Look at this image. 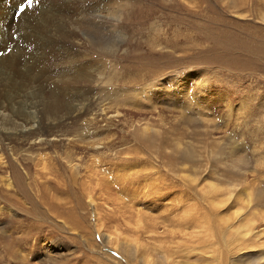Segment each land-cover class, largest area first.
<instances>
[{
  "label": "rangeland",
  "instance_id": "374dc122",
  "mask_svg": "<svg viewBox=\"0 0 264 264\" xmlns=\"http://www.w3.org/2000/svg\"><path fill=\"white\" fill-rule=\"evenodd\" d=\"M33 1L37 6L16 19L22 0H0V59L19 62L29 37L19 29L23 16L40 19L50 11L44 0ZM105 1L96 0V10L131 6L119 25L116 18L110 25L122 35L117 55L105 61L104 51L75 41L63 61L51 52L50 72L61 77L86 63L106 66L104 79L93 75L87 96L121 107L110 129L114 141L106 154L86 152L93 163L78 171L66 163L72 151L59 142L28 149V192L11 197L12 213L1 209L9 207L0 198V264H264V0ZM107 80L101 95L99 84ZM27 92L16 91L5 105L35 115ZM0 144L25 176L22 157L14 156L21 151L1 133ZM104 162L110 172L100 169ZM118 173L127 178L123 186L112 179ZM91 195L103 209L101 221ZM80 199L76 225L70 209ZM38 207L53 215L45 208L47 218L32 217Z\"/></svg>",
  "mask_w": 264,
  "mask_h": 264
},
{
  "label": "bare ground",
  "instance_id": "6f19581e",
  "mask_svg": "<svg viewBox=\"0 0 264 264\" xmlns=\"http://www.w3.org/2000/svg\"><path fill=\"white\" fill-rule=\"evenodd\" d=\"M95 1L96 0H53V2L49 4V0H44V2L41 3L44 6L50 5V11H48V7L47 12L41 16L40 19L38 18L37 13H32L33 15L28 17V19L25 18L26 16H23L25 20L20 21V28L17 26L20 29V32L24 31L29 35V37L27 36L28 43L25 45L26 50L21 48L23 45L20 49L18 48L19 52L24 54L23 56L19 54L22 59H20L19 62H15L18 58L13 60V58L9 55L3 56L0 59V133L5 141L12 144L17 150L21 151L20 154L14 156L18 161H20L18 155L22 157L20 165L23 172H25V176H23L20 173L22 171H18L16 167L11 164V160L8 159L5 149L0 144V173L3 174L2 178H0V185L5 192V197L0 196V198L5 201L3 203H6L7 207H9L6 208L4 206L3 208H0L4 210L8 209V212L11 211L10 213L13 212L10 208V204L12 203L11 197L19 192L22 194H26L28 192L26 187L28 172L23 163L27 161L28 149H32L35 146H38V148L41 149L42 144L44 143L46 145L48 141L59 142L61 145L68 146L67 149L72 151L70 154L73 155H71V157L70 155H67V161H65L70 167H72V169L78 171L82 167L88 169L93 163V160L90 157L93 158L94 156L91 154H85L86 152L101 149V155H103L105 150L110 149L109 147L114 141V133H112L110 129L114 126V124H117L115 122H117L122 116V112L120 111L121 107H107L104 103L105 101H102L103 104L100 106L101 102L98 103V100H90L89 96H87V92H92V89L94 88L93 75L103 74L102 70L105 69L106 71V66L104 65L102 69L98 70L95 69L94 66L87 65L86 63L85 66L81 68L78 67V70H74L61 77L57 75L59 74L57 72L55 77L52 76L53 74L50 72V63L52 62V60H50L51 52L54 54L55 59L53 60L62 58L63 61L70 55V49L74 47L75 41L82 42L83 44L91 47V50L89 48L90 52L104 51L103 53H105V55L103 58L105 61V58L114 56L117 51H119L122 43V35L119 31L111 30L110 25L112 24V20H114L113 18H116L119 21L117 25L121 23L120 19L123 17L124 7L126 9L127 6H130V3L129 5L126 3H115L111 4V6H103L102 9L96 10L95 7L97 4L94 6ZM55 2V7L58 5L57 10L52 7ZM34 3L35 2L33 1V5L35 6L36 4ZM100 13L108 15L106 16L107 20L102 18ZM78 16V20L73 18ZM4 47L1 48L3 49ZM32 48H34L33 51H31ZM77 58H80V56ZM105 61L103 62L105 63ZM22 68H25L23 73L21 72ZM89 69H94V72H91ZM6 70H10L11 74L9 72H4ZM58 71H60V69ZM38 73L40 76L37 75ZM16 74L18 76H16ZM102 79H104V74L101 77V80ZM106 82H108V80L105 82L101 81L99 84V86L103 85L100 89L102 90L101 95L103 92H107ZM26 90H29V93L27 92L28 95H25V100L28 105H30L29 102L32 100V104L29 109L35 108V115H29L26 112L19 111L20 109L15 111L11 104H7L8 106L5 105L6 102H8L14 94H16V91L19 94L23 92L22 94L24 95V91ZM120 97H123V95H120ZM39 100H41L44 104L42 109L39 108ZM36 118L37 120H35ZM81 122H86L82 128H80L81 126H78V123L80 124ZM70 124L77 125L78 128L73 131L71 129L69 130L68 126ZM53 146L55 148L58 147L57 145ZM95 157L96 160L94 159V161L99 163V157L97 158L96 154ZM61 159L62 157L59 160ZM101 167L103 168H99L103 169L102 172L110 170L107 168L106 164ZM122 169H124L123 172L126 173L128 170L129 173L131 168L129 169V167L125 166L122 167ZM110 174L111 173L105 175L110 177ZM119 176L120 175L118 173L117 179H115V177L112 178L118 181V183L114 181V184L116 185H122L121 183H124L125 179H127L126 177H123L124 175L122 176V179H120L121 177L119 178ZM97 178L99 185H101L100 188L102 187L101 189L107 187L104 184L107 182L105 181L106 178L104 175L102 176L100 173L97 175ZM97 186L98 185H96V187ZM101 192L104 193L105 191L103 190ZM92 195L88 197V202L94 206V213L98 217V220L101 221V211L103 209L99 210L102 207H98V203H96V200ZM110 196L106 198L108 202L112 200V197ZM42 199L39 198V201L41 202ZM108 202L105 203L107 205V214L113 212L114 209ZM84 204L85 202L83 199L76 200L70 209L72 220L75 221L76 225L79 224L78 220H82L80 218H82ZM45 208L47 207L36 208L32 212L34 216H31L43 219L47 218V214L52 213H50L51 210H49V207L47 208L48 213H46L44 210Z\"/></svg>",
  "mask_w": 264,
  "mask_h": 264
},
{
  "label": "snow or ice",
  "instance_id": "6c2138e0",
  "mask_svg": "<svg viewBox=\"0 0 264 264\" xmlns=\"http://www.w3.org/2000/svg\"><path fill=\"white\" fill-rule=\"evenodd\" d=\"M33 4V0H22V3L18 6L16 16L19 17L26 13L27 9Z\"/></svg>",
  "mask_w": 264,
  "mask_h": 264
}]
</instances>
